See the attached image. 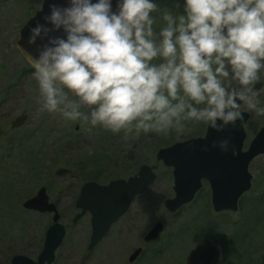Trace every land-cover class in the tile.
I'll use <instances>...</instances> for the list:
<instances>
[{
  "label": "clouds",
  "instance_id": "9594fccd",
  "mask_svg": "<svg viewBox=\"0 0 264 264\" xmlns=\"http://www.w3.org/2000/svg\"><path fill=\"white\" fill-rule=\"evenodd\" d=\"M42 21L26 54L41 112L125 138L200 123L219 133L242 106L264 115V0H53Z\"/></svg>",
  "mask_w": 264,
  "mask_h": 264
},
{
  "label": "rangeland",
  "instance_id": "374dc122",
  "mask_svg": "<svg viewBox=\"0 0 264 264\" xmlns=\"http://www.w3.org/2000/svg\"><path fill=\"white\" fill-rule=\"evenodd\" d=\"M172 2L157 0L161 7L171 6ZM41 4V0L0 1V264H11L15 255L36 259L41 252L52 218L28 211L23 204L42 187L58 205L61 222L68 227L54 264H87V220L78 226L71 222L80 186L93 179L101 184L127 179L142 165L152 167L157 180L134 204L145 211L139 230L142 233L158 218L165 219L164 202L174 196L172 169L157 160V151L175 142L204 136L207 126L192 124L182 135L149 133L125 138L123 133L113 134L98 126L89 131L79 121H64L59 114L39 111L38 88L16 41L21 27ZM259 81L263 88L258 98L264 106V70ZM24 110L29 113L26 122L12 129L11 123ZM241 110L251 114L246 126L247 149L256 132L264 127V115H257L244 106ZM77 124L78 131L75 130ZM58 169H69L76 177L59 175ZM249 171L253 175L252 188L240 199L237 212L216 213L210 200V187L204 182L183 212V218L172 222L175 226L184 222L178 225L179 235L165 250L163 240L154 245L156 253L151 264H185L187 253L204 239L220 248L222 254L218 264H259L264 255V155L251 162ZM143 204L155 206L140 207ZM113 230L88 264H108L102 252L111 239L115 242L118 238V226ZM171 230L177 231L169 225L166 231ZM119 240L124 249L129 248L125 245L129 240L121 235Z\"/></svg>",
  "mask_w": 264,
  "mask_h": 264
},
{
  "label": "water",
  "instance_id": "95a60500",
  "mask_svg": "<svg viewBox=\"0 0 264 264\" xmlns=\"http://www.w3.org/2000/svg\"><path fill=\"white\" fill-rule=\"evenodd\" d=\"M50 2L53 0H45L43 11H38L19 31L16 45L26 61V54L30 52L36 55L37 48L41 44L39 40L32 45L27 43L29 28L35 26L37 21L43 22L42 16L48 12ZM55 2L63 3V0H55ZM55 35H59V33ZM254 87L259 92L262 83L257 82ZM242 113L244 119L237 121L235 128L229 125L222 132L217 133L207 127L204 136L189 138L158 150L157 160L162 161L166 167L173 170L174 197L166 201V207L170 211L174 212L190 203L202 188L203 181H207L210 186L212 205L216 212L238 210L240 198L252 187L253 175L249 171L250 164L256 157L264 155V127L258 131L245 150L247 139L245 125L250 114L245 111ZM28 115V111L24 110L11 123V128L21 127L26 122ZM76 130H79V125L76 126ZM228 137L231 138L232 145L229 151L222 152L218 147L213 146V141ZM68 172L70 171L67 169L58 170L59 174ZM156 179L157 175L152 167L142 165L138 174L128 180L116 179L107 185L96 182H87L83 185L77 206L83 210L82 215L87 211L93 215L94 230L91 246L102 239L110 226L127 211L131 202L137 196L144 194ZM23 206L25 209L42 213L54 212V223L46 233L44 248L37 261L25 255H15L11 263L52 264L55 260L56 250L64 241L66 229L59 223L60 216L56 212L55 205L49 203L46 188H40L34 197L24 202ZM82 215H78L74 222L76 223ZM162 229V224H157L147 239L157 238ZM137 254L138 252L134 257ZM218 256L217 247L206 241L190 253L188 263L215 264Z\"/></svg>",
  "mask_w": 264,
  "mask_h": 264
},
{
  "label": "flooded vegetation",
  "instance_id": "af4514ba",
  "mask_svg": "<svg viewBox=\"0 0 264 264\" xmlns=\"http://www.w3.org/2000/svg\"><path fill=\"white\" fill-rule=\"evenodd\" d=\"M136 175H137V173L130 176V177H133ZM71 176L76 177V174H74L72 172ZM130 177H128L127 179H129ZM89 181H92V180H89ZM86 182H88V181H86ZM82 186H83V184L80 186L78 195H77L76 199L74 200V213L72 215L71 222H72L73 226H78L84 220H87L86 224H87V227L89 230V240H88V244H87V247L85 250V254L88 255L87 264H88L89 260L92 259L93 254L97 250H99V245L103 241H105L106 238L107 239L110 238V235L112 234V230L116 226H118L119 235L123 236V239L126 238L127 240H129V242L127 244H125V245L129 246V248H127V249L123 248L124 245L123 246L121 245L120 240H119V235H118V238H116V241L114 242L113 239H111L109 242L108 248H105L103 250V252H102L103 259H106L108 264H151V261L153 259H155V253H156L153 250L154 245L157 242L159 243V241L163 240L165 242L163 249L165 250L168 248V245L170 244L169 242L173 241L174 238L179 235V232H180L179 226H181L184 223L183 222L180 225L176 224V226H175V225H172L173 220L177 219V218L182 219L183 218V212L186 210V207L189 206L194 201L193 200L191 203H188V204L182 206L181 208H179L178 210L172 212L166 207V201L167 200H165L163 212L165 214V219H168L170 224H168L165 219L160 220V218H158L157 220H155L153 222V224L149 228L147 227L146 231L144 230L142 233H139L140 227L142 228L141 217L145 213V211L142 208H136L134 206V204L138 201V199H137L138 197H137L131 202L127 211L116 222H114L110 226V228L105 233V235L102 237V239L99 242H97L94 246H91L92 237H93V230H94L93 224H92L93 215L90 211H87L85 214L82 215L83 210L81 208H78V206H77V201H78L79 195L81 193ZM210 200H211V204H212V198ZM50 203H53L55 205L56 211L60 215V222H61L62 216L59 212L58 205L55 202H53L51 199H50ZM146 206L147 207L148 206L154 207L155 205L143 204L140 207H146ZM212 207H213V205H212ZM213 210H214V208H213ZM238 210H239V204H238ZM153 211L155 212V209ZM228 212H233V211H222V212H216V213L220 214V213H228ZM148 213H150V210H148ZM45 214L49 215L53 219L54 213H45ZM78 215H82V216L75 223L74 220L77 218ZM194 219H196V218H194ZM52 223H53V221H52ZM157 224H162V228H163L162 231L159 233L157 238L148 240L147 237H148L149 233L154 229V227ZM63 225L66 229V236H67L68 227L65 224H63ZM119 225H120V227H119ZM169 225L173 226V229L176 227L177 231L176 232H172V230L166 231V229H168ZM181 236H182V233H181ZM206 241L210 242L211 244H214L213 242H211L208 239H204L203 242H201L200 244L198 243L192 250H190V252L187 253V257L185 258V264H189L188 259H189L190 253ZM214 245L217 247L218 252H219L218 260L215 263V264H218L220 261L222 253H221L220 248L216 244H214ZM136 252H138V254L134 257ZM57 253H58V251L56 252V259H57ZM263 258H264V255H263L262 260L259 264H263ZM56 259H55V262H56Z\"/></svg>",
  "mask_w": 264,
  "mask_h": 264
},
{
  "label": "trees",
  "instance_id": "16d2710c",
  "mask_svg": "<svg viewBox=\"0 0 264 264\" xmlns=\"http://www.w3.org/2000/svg\"><path fill=\"white\" fill-rule=\"evenodd\" d=\"M30 69L32 70V68H30ZM31 70H30V71H31ZM93 180H95V179H93Z\"/></svg>",
  "mask_w": 264,
  "mask_h": 264
}]
</instances>
